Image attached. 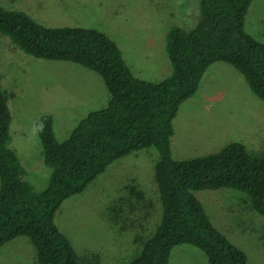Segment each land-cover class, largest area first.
I'll use <instances>...</instances> for the list:
<instances>
[{"label": "trees", "instance_id": "1", "mask_svg": "<svg viewBox=\"0 0 264 264\" xmlns=\"http://www.w3.org/2000/svg\"><path fill=\"white\" fill-rule=\"evenodd\" d=\"M252 4L202 0V17L194 29L174 27L169 32L172 73L157 82L135 76L118 44L101 31L47 27L25 12L0 6V33L23 52L85 66L102 77L111 97L106 108L89 113L64 142L57 139L53 116H40L39 136L52 176L46 189L37 190L10 146L14 113L0 81V249L25 237L34 245L39 264H85L59 229L58 211L117 160L155 148L164 214L154 234L139 237L142 250L131 264H170L173 249L182 245L204 251L208 264H247V253L214 225L195 192L240 190L264 215V154L233 142L218 152L178 161L172 138L182 105L197 94L215 63L238 70L264 100V42L245 26ZM125 201L129 207L137 204L134 198Z\"/></svg>", "mask_w": 264, "mask_h": 264}, {"label": "rangeland", "instance_id": "2", "mask_svg": "<svg viewBox=\"0 0 264 264\" xmlns=\"http://www.w3.org/2000/svg\"><path fill=\"white\" fill-rule=\"evenodd\" d=\"M201 3L202 0H0V6L25 12L47 27L80 26L105 33L121 48L135 76L153 82L172 73L167 55L169 32L174 27L194 29L202 17ZM245 26L264 42V0H253ZM206 76L208 83L182 105L175 120L174 158H200L233 142L264 154V144L260 149L252 145L264 142V100L246 77L228 64H213ZM0 81L14 113L10 146L25 162L29 182L35 189L44 190L49 186L52 169L39 157L43 146L36 120L43 114L52 115L57 139L64 142L90 110L108 106L110 94L98 73L72 62L35 58L2 33ZM90 89L95 99L99 98L92 108H70L75 97L84 96ZM205 109L215 112L207 113ZM223 131L230 132L224 141ZM158 159L155 148L123 157L85 192L62 205L57 225L85 264H131L142 250L139 237L154 234L164 214L156 180ZM1 187L0 176V190ZM195 195L214 225L247 253V264H264V215L254 209L251 197L228 188L199 190ZM132 198L137 204L129 207L125 200ZM16 241L27 243L0 251V264H39L30 240L21 237ZM208 263L207 254L192 245L174 248L170 259V264Z\"/></svg>", "mask_w": 264, "mask_h": 264}, {"label": "crops", "instance_id": "3", "mask_svg": "<svg viewBox=\"0 0 264 264\" xmlns=\"http://www.w3.org/2000/svg\"><path fill=\"white\" fill-rule=\"evenodd\" d=\"M67 1H69V0H67ZM3 7V6H2ZM208 72V71H207ZM207 74V73H206ZM170 75V74H169ZM205 79H206V81H205ZM208 83V77L205 75V77H204V79H203V82H202V84H201V86L202 87H204L206 84ZM201 88V87H200ZM90 92H85V94H84V96L86 95V97H84V96H79V97H75L74 98V100H73V102H72V104H70V108H71V105H72V108L74 109V110H80V109H82L83 107H84V105H89L88 107H91L92 108V106H93V102H97L98 100H99V98H97V99H95V97H94V92L92 91V89H90L89 90ZM6 97H7V100H8V96L6 95ZM107 103H109V100H107ZM85 108H87V107H85ZM90 108V109H91ZM205 112H207V113H211V112H215V111H212V110H209V109H205L204 110ZM90 112H91V110H90ZM89 112V113H90ZM180 115V114H179ZM178 115V116H179ZM39 120L37 121L36 120V125H37V128L39 129L38 131H37V129H36V132H37V134H38V136L40 135V128H39ZM38 123V124H37ZM56 124V123H55ZM229 126V125H228ZM56 127V126H55ZM230 127V126H229ZM230 129V128H229ZM232 129V128H231ZM55 131H56V129H55ZM56 135H57V133H56ZM228 135H230V132L229 131H223V141L224 140H226V137L228 136ZM40 137V136H39ZM11 144V143H10ZM264 144V142H262V141H257L256 143H253L252 145H257V149H260L261 147H262V145ZM224 145V144H223ZM187 146H189L188 145V143H187ZM223 147V146H222ZM16 153H17V155H18V157L20 158V160H21V162L26 166V164H25V162L22 160V158L20 157V155H19V152L17 151V150H15V149H13ZM39 157L41 158V160L43 161V162H45V159H44V156L43 155H39ZM178 160V159H177ZM32 163V162H31ZM28 172H29V170H28ZM19 239H21V238H18V239H16V240H19ZM16 240H14V241H12V242H10V243H8V244H6L5 246H3L1 249H0V251H3V250H5V248L7 247V246H10V245H14V244H16L15 246H20V245H23V244H25V243H27V241L24 243H22L21 241L20 242H18V241H16ZM9 250H7L6 251V253L8 252ZM35 256H36V253H35Z\"/></svg>", "mask_w": 264, "mask_h": 264}]
</instances>
